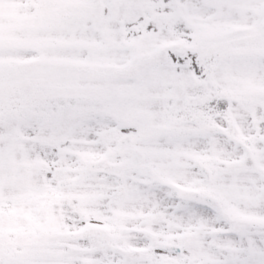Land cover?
I'll return each mask as SVG.
<instances>
[{"label": "snow or ice", "instance_id": "6c2138e0", "mask_svg": "<svg viewBox=\"0 0 264 264\" xmlns=\"http://www.w3.org/2000/svg\"><path fill=\"white\" fill-rule=\"evenodd\" d=\"M0 264H264V0H0Z\"/></svg>", "mask_w": 264, "mask_h": 264}]
</instances>
